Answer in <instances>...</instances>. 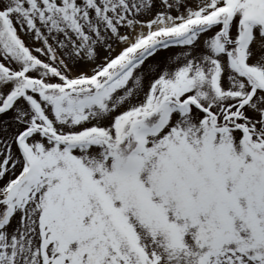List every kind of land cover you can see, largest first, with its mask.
I'll return each mask as SVG.
<instances>
[{
  "label": "snow or ice",
  "instance_id": "snow-or-ice-1",
  "mask_svg": "<svg viewBox=\"0 0 264 264\" xmlns=\"http://www.w3.org/2000/svg\"><path fill=\"white\" fill-rule=\"evenodd\" d=\"M0 264H264V0H0Z\"/></svg>",
  "mask_w": 264,
  "mask_h": 264
}]
</instances>
